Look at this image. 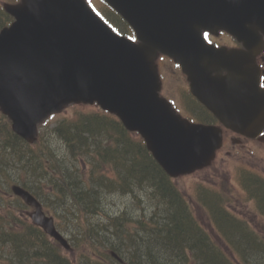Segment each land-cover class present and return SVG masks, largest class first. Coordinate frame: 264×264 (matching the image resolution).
Returning a JSON list of instances; mask_svg holds the SVG:
<instances>
[{
    "label": "water",
    "instance_id": "95a60500",
    "mask_svg": "<svg viewBox=\"0 0 264 264\" xmlns=\"http://www.w3.org/2000/svg\"><path fill=\"white\" fill-rule=\"evenodd\" d=\"M109 1L128 18L130 23H132L138 31L142 42L135 46L138 48L137 52L141 59L139 60V64L145 71L140 68L132 69L130 66H126L119 54L115 55L113 58L103 60L101 55L103 44L98 46L99 48L96 51L83 52L79 59H71L72 61L70 64L67 60H62L60 62L62 64L66 63L68 67H70L71 64H91L93 61L99 63V65H105L103 70L108 76L109 81H111L112 86L118 92L117 96L113 97L111 100L109 107L115 109L113 107H117L119 104H129L130 111L134 115L132 119H129L128 124L130 126L142 128L141 130L143 133L147 131L152 135H157L159 125L157 124L156 118H149L155 113L158 107H162L160 105L164 104V113L168 109V111L172 113L175 122L181 124L186 131L185 133L181 128L182 126H178L174 124L175 122L170 121L169 116H167V120L164 119L165 127H168L170 124L173 126V129L169 132L164 130L163 142H159V136L155 138L154 142L155 144L161 145V150H157L153 144L151 148L155 149V154L161 161H164V165L168 166V168L171 167L170 162L172 159L166 157L165 142L171 138L175 139L177 149L183 150L187 155V157H185L186 161L191 160L197 167L209 164L211 159L215 157V151L221 146V133L214 127L207 128L209 130H202L203 128L198 130L193 129L194 125L182 120L178 114L171 110L167 102L163 99L161 100L158 92L160 81L158 79L157 69L153 66L155 55L159 50L157 44L161 43L160 48L163 50H167V48L173 50L174 48L175 50L172 54L184 61L186 55L171 44L172 40L180 41L182 46H185V40L190 41L193 45L189 48L187 53L189 55H195V53L198 52L195 41L200 38V32L196 28L197 25L206 24L210 27H214L218 23L238 33H247L249 31L247 25L250 29L252 28L255 30L254 27H260V23H262L264 0ZM67 4L73 12H77L80 8L86 7L83 0H24V3L16 12L21 17L22 24V22L25 21H34L40 17H44L56 9L65 7ZM10 10L14 11V8ZM259 14L261 15L259 16ZM95 19L96 17L92 13H85L79 17L78 23L87 29H94L91 30V34H94L103 30V26L98 24ZM202 20L204 22L200 23L199 21ZM66 27L68 28L69 26ZM59 29L60 30L57 31L60 32L57 35L58 37L64 32L63 28L60 27ZM103 38H105V36ZM103 38H101V41H103ZM97 39L100 38L98 37ZM188 41L187 44H190ZM221 51L225 50L221 49ZM221 51L214 50L216 54ZM107 52H111L109 48ZM237 54L245 58L242 52ZM222 55L225 56L223 62L225 59H231L233 68L229 69L230 76H222L220 72H218L217 76L213 78L209 77L210 71L216 70L217 63L207 57L204 61L200 62V66L206 69L204 73H199L190 69L193 73V77H191L193 79V89L195 93L198 94L199 98L213 108L228 126L241 132L247 131L255 135V131L259 130L261 126L255 125L253 130L249 128V116L245 107L241 106L236 109L231 105L233 100L232 96L224 91L217 92L210 89V84H212V86L217 84L213 83L214 80L226 81L230 79V77L234 75L233 73H235V70L239 68L238 60L235 55L229 54L228 56L223 54V52ZM218 65H220V63H218ZM253 69L254 67L251 66L252 72ZM253 73H255V71ZM116 79L121 80L122 83L116 84ZM60 80L61 84L65 85L66 79L62 77ZM254 81L258 82L257 78H254ZM1 104L7 112L11 113V109L4 101L1 102ZM234 109H236L237 112ZM191 126L192 128H190ZM161 133H163V130L158 135ZM187 136L194 140L193 144H189ZM148 137L150 138L147 134V138ZM183 160L184 158H182V161ZM172 167L173 169L171 171L173 173L186 171L181 167L180 161H177L176 167L173 165ZM38 214H41V212L38 211ZM51 230L54 232L55 229L52 228Z\"/></svg>",
    "mask_w": 264,
    "mask_h": 264
},
{
    "label": "trees",
    "instance_id": "16d2710c",
    "mask_svg": "<svg viewBox=\"0 0 264 264\" xmlns=\"http://www.w3.org/2000/svg\"><path fill=\"white\" fill-rule=\"evenodd\" d=\"M120 132L125 135L123 130H120ZM109 134V130L105 127H102L101 122L98 119L88 120L86 122L84 121L79 124H74L71 127L62 126L59 130L60 140H63L66 143L68 150L72 153L77 152V150L85 147L88 139L93 138L96 140V137H98L97 140H99L100 136H107ZM111 138L115 139L116 144H119L118 147H124L125 149L128 147H133L131 144L132 142L130 143L127 138L124 139L125 143L123 144L122 140H118L115 135L111 136ZM17 142H19L18 138L13 136V134L10 132V137L6 139L7 149L13 150V153L16 152L15 146ZM89 145L95 146V143L90 140ZM118 147L115 148L116 150H114L113 153L115 154L116 158L120 159L122 155L120 152V147ZM128 157L126 160H129V163L133 162V160H131L134 159L133 153ZM136 161L137 160H135V162ZM56 168L57 170L61 171L58 166ZM61 173H63V177H65L64 172L61 171ZM81 191L85 190L82 188ZM161 193L163 195L161 199L166 204L164 219L167 221L165 226L168 225V235L163 237V239L160 238V246H166L168 250H171L174 254H176L175 257H172L173 259H169V263L190 264L187 262L188 256L186 255V252L190 250V253L194 254L193 258L195 259L198 257L202 261V264H235L232 258H230L227 253H224L223 249H219V251L213 250L214 248H212L209 242V237L199 226L194 214H192L191 211H188L185 204L180 201L179 197H174L168 189H163ZM171 195L173 199L171 198ZM83 199H85V197ZM170 217L172 218L170 219ZM159 226H162V224ZM245 241V237L240 236V238L234 240V243L238 244L240 248H243ZM5 243L7 242L3 238H0V250L3 249ZM51 250L55 251L56 249L52 248ZM239 255L241 261L247 260L246 252H240ZM38 257L39 256H36L35 258ZM55 260H60L62 264H71L69 260L64 259L61 255H56L54 262ZM26 261H28V257L26 258Z\"/></svg>",
    "mask_w": 264,
    "mask_h": 264
},
{
    "label": "bare ground",
    "instance_id": "6f19581e",
    "mask_svg": "<svg viewBox=\"0 0 264 264\" xmlns=\"http://www.w3.org/2000/svg\"><path fill=\"white\" fill-rule=\"evenodd\" d=\"M27 76L29 77H33V74L30 73L29 71H26ZM44 79L46 80L47 83L49 84H56V82L54 81L53 77H45ZM12 102H21V97H14L11 99ZM96 139H98V137H96ZM129 151V153H134V149H132V147H128L127 148ZM138 153L142 155L141 151L138 150ZM30 167H29V176H37L40 180H37L38 183L44 182V183H52L53 181V177H48L47 175L43 174L42 170L40 169V166L36 163L33 164V162H30ZM28 166V165H26ZM69 178H66V182L64 184L63 188H59V192H60V201H56L57 203H61L64 202L65 200L68 199L67 197V192L66 189L68 187H70L72 190H76L79 194L83 195L86 199V201H89L91 203V207H93V214H96V211H98L105 219L106 218H110V223L104 225V224H99L96 227H92V230L94 231V237H95V241L100 244L101 243V239L103 238H107L110 237L112 235L116 236L117 232L115 231H121L122 227L124 225H126L128 221V217H123V216H112L111 213L109 212L110 206L114 203L115 199L110 196V197H105L103 198L102 195H99L98 197H96L92 191L90 190H85V191H81L82 186L80 185L79 182H74V176H76L78 173H76V170L73 168H70L69 170ZM79 175V174H78ZM65 179V178H64ZM63 179V181H64ZM139 180H142L143 183H151L153 184L154 182L147 177V175L142 174L139 178L135 179L133 181L134 184H137V182ZM37 187V186H35ZM105 191L108 189V186L106 184H103L100 187H98V189H96L95 191L98 192L99 190ZM114 189V188H113ZM171 198L173 199L172 195ZM149 207H144L142 208L143 211H147L149 210ZM103 211L105 214H103ZM138 212V211H136ZM67 215H69L68 210H65V212H63V215L60 217V220L62 221H68L67 220ZM172 217H170L171 219ZM160 221L162 223V227L164 228L163 233L161 235V238L163 239V237H166L168 235V228L167 226H165L166 224V220L163 219V217H160ZM169 224V223H168ZM139 231V233H138ZM12 231H10L9 229H7L6 227H0V238H3L8 245V250L5 251L4 253V257H5V264H32L31 263V259L33 256V264H47L45 262V260H39L36 261L35 257L38 256L39 251H40V247L38 244L43 245V241L37 239L34 236H29L27 233H25V237H22L20 239H16L15 237L12 236ZM138 235H142L141 230H139V228L137 227V229L134 230H129L127 232H125V235H123L125 241H123L122 239H114L119 241L120 243H113L109 246V250L111 252H119L123 249V245L125 243H128L129 241H131L134 237L138 236ZM153 241L155 243H157L158 241L154 238H152ZM126 247H124L125 250ZM28 257V261H26V258ZM53 258L50 259V261H52ZM50 264V263H49ZM52 264H62V262H60V260H55V262H53Z\"/></svg>",
    "mask_w": 264,
    "mask_h": 264
},
{
    "label": "rangeland",
    "instance_id": "374dc122",
    "mask_svg": "<svg viewBox=\"0 0 264 264\" xmlns=\"http://www.w3.org/2000/svg\"><path fill=\"white\" fill-rule=\"evenodd\" d=\"M6 2L10 3L12 2V0H6ZM161 65L167 67L166 69H164L163 71L165 72V74L168 75V79L169 81L172 80V82H174L175 85H180L181 87L184 86L186 84V78H183V75L179 72H174L173 67H170L171 64L166 62H163ZM164 67V68H165ZM181 97L178 98V100L180 101ZM181 102V101H180ZM74 113V110H66L63 113V116H71ZM250 145L248 146L247 144H242L241 146L237 145H231V144H227L222 151L217 155V159L211 164V166H209L206 169H200V171H198V173L193 174V175H189V177H180L177 179L180 187L182 189H184L186 192H193V190L199 191V188L201 189V187L207 188L208 190L214 189L217 185H221V183L225 180V181H230L233 182L235 184H237V175L238 171H239V167L237 166H246L249 168H256L255 172L258 171V173H260L261 175H264V143L256 141V142H249ZM250 148H252V153L251 154ZM229 155H228V154ZM255 153V154H254ZM7 166L4 167V169H2L5 172L8 173H16L17 171L14 169V165L13 164H6ZM253 166V167H252ZM21 177L23 179H25L24 175H21ZM264 177V176H263ZM38 190V188H37ZM206 190V189H204ZM236 192V191H235ZM44 194V193H43ZM46 198V204L48 206H46L45 208L50 210L51 214H55L56 212L59 213L60 209H64L63 206H61L59 203H57V199L52 197L51 195H45ZM11 199L7 198V202H10ZM117 201V200H115ZM16 202V200L14 199V203ZM118 202V201H117ZM20 203V202H19ZM195 203V201H194ZM66 205V203H64ZM120 205V204H119ZM118 205V206H119ZM255 204L251 203V204H247L246 207L248 206L249 208L254 207ZM68 207H70V203H68ZM66 206L67 209H70ZM194 214L196 215V217L199 220H203L205 221L206 224H208V220L205 217V212L203 210L202 207L199 206V204H194ZM119 208V207H117ZM232 208L237 209L238 212L243 213L244 215H246V212H244L243 210L239 209L237 206H232ZM125 209L121 207V210ZM117 210V209H116ZM72 211V210H71ZM115 211V210H113ZM30 213V211H28ZM19 213L21 215V217L25 216L27 218V212H22L19 210ZM18 213V214H19ZM114 213L115 216H123V217H128L131 216L130 213H128L125 210V214H120V212H112ZM150 213V211L148 212ZM147 213V214H148ZM139 212L137 213V216H139ZM101 224L100 220L96 222L95 225H93V227H96L97 225ZM122 229H130V226L127 227V225H124L122 227ZM122 231V230H121ZM115 232H119V231H115ZM125 237V236H124ZM123 237V241H125ZM118 236H113L112 235L110 237H107L106 239L110 242L113 243H120V240H114L117 239ZM126 247L127 252H131L129 250V246L127 243H125L123 245V248ZM133 249V248H132ZM134 250V249H133ZM153 250V252L156 254V252L158 250L156 249H151ZM141 253L143 254L144 258H146L147 256V251H145L143 248H141ZM67 254L70 255L71 258H74V260L77 259V256L79 254H77L74 250L73 251H67ZM78 259H81L78 257Z\"/></svg>",
    "mask_w": 264,
    "mask_h": 264
}]
</instances>
